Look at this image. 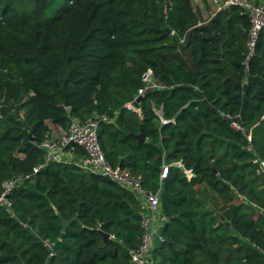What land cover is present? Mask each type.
Returning <instances> with one entry per match:
<instances>
[{
    "label": "trees",
    "instance_id": "trees-1",
    "mask_svg": "<svg viewBox=\"0 0 264 264\" xmlns=\"http://www.w3.org/2000/svg\"><path fill=\"white\" fill-rule=\"evenodd\" d=\"M199 20L191 0H0V193L28 176L0 206V264H130L131 192L71 163L33 172L46 137L92 114L112 120L106 161L160 192L151 264H264V29L245 61L241 9ZM148 69L158 89L136 103Z\"/></svg>",
    "mask_w": 264,
    "mask_h": 264
},
{
    "label": "built area",
    "instance_id": "built-area-1",
    "mask_svg": "<svg viewBox=\"0 0 264 264\" xmlns=\"http://www.w3.org/2000/svg\"><path fill=\"white\" fill-rule=\"evenodd\" d=\"M230 7H237L248 18V31L246 42L245 61L254 52L257 39L260 32L264 29V0H220L217 11ZM143 87L138 90L134 98L142 97L147 90L158 89L150 69L146 70L141 76ZM128 109H135L132 104L127 105ZM152 109L158 118V121L165 124L166 121L162 117V108L152 106ZM101 122H112L103 115L92 114L85 121L81 122L77 119H71L70 125L66 132H60L57 137L48 136L42 141L38 147L44 152V164L34 169L36 173L39 169L52 162H63L77 165L81 170L97 174L116 183L125 190L131 192L139 202L142 209L141 228L142 235L140 243L135 250L129 251L130 264H151L152 251L157 242L162 241L160 229L165 223V219L161 214L159 190L156 193L147 191L141 184L140 177L132 174L129 170L119 167H112L105 159L97 139L98 126ZM231 127L236 131L244 130L236 122L231 123ZM72 145L68 147V145ZM79 149L80 157L73 160V155ZM254 164L258 165L256 174L264 177V160L255 159ZM181 168V164L177 166ZM189 177L190 172L185 171ZM167 166L161 167L159 179L162 181L166 178ZM28 176H18L6 181L2 186L0 193V206L6 209L10 208L8 197L11 191L22 183ZM264 215V209L261 210ZM264 260V250L261 251Z\"/></svg>",
    "mask_w": 264,
    "mask_h": 264
},
{
    "label": "rangeland",
    "instance_id": "rangeland-1",
    "mask_svg": "<svg viewBox=\"0 0 264 264\" xmlns=\"http://www.w3.org/2000/svg\"><path fill=\"white\" fill-rule=\"evenodd\" d=\"M194 11L199 17L200 24L206 23L210 17L217 13V8L219 6L220 0H191ZM185 58L189 63L190 69L192 68L191 62L187 55Z\"/></svg>",
    "mask_w": 264,
    "mask_h": 264
},
{
    "label": "water",
    "instance_id": "water-1",
    "mask_svg": "<svg viewBox=\"0 0 264 264\" xmlns=\"http://www.w3.org/2000/svg\"><path fill=\"white\" fill-rule=\"evenodd\" d=\"M164 34H170V30L168 29V28H166V29H164ZM140 98L141 97H138L137 99H136V103H138L139 101H140ZM64 106L66 107V108H68L69 107V104H68V102L66 101L65 102V104H64ZM134 138L138 141V142H144L145 141V133H144V131H143V129L141 128V130H140V132H139V134H137V135H134ZM72 145H68V147H71ZM6 198H8V197H6ZM68 225V223H62V228L63 229H65V227ZM105 237H107V235H105Z\"/></svg>",
    "mask_w": 264,
    "mask_h": 264
},
{
    "label": "crops",
    "instance_id": "crops-1",
    "mask_svg": "<svg viewBox=\"0 0 264 264\" xmlns=\"http://www.w3.org/2000/svg\"><path fill=\"white\" fill-rule=\"evenodd\" d=\"M59 134V132L57 131V132H52V134L50 135L51 137H57V135ZM81 153V152H80ZM80 155L81 154H79L78 152H77V150L75 151V153H74V155H73V160L74 159H77L78 157H80ZM178 167H179V165H178ZM140 206V205H139ZM140 209H141V207H140ZM141 212H142V209H141Z\"/></svg>",
    "mask_w": 264,
    "mask_h": 264
}]
</instances>
